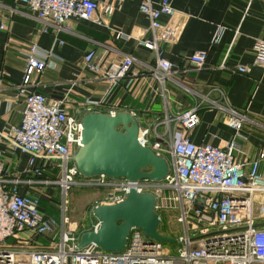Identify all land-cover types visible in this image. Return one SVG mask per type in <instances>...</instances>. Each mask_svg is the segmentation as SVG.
<instances>
[{"label": "built area", "instance_id": "obj_1", "mask_svg": "<svg viewBox=\"0 0 264 264\" xmlns=\"http://www.w3.org/2000/svg\"><path fill=\"white\" fill-rule=\"evenodd\" d=\"M16 1L54 34L69 32L72 21L107 25L105 16L97 15L98 0ZM111 1L101 3L108 9ZM139 11L148 18L150 26L138 44L154 54L159 74L155 76L163 83L177 71L176 65L165 57L162 44L177 41L181 25L175 22L180 14L171 0H140ZM163 17H168L170 23L164 24ZM6 28L0 20V31ZM222 32L223 28H219V35ZM122 36L120 33L117 38ZM51 58L54 55L50 51L35 45L27 48L22 82L16 87L17 97L22 99L21 121L11 129L12 137L0 133V142L4 140L14 150L28 155L24 174L30 178L11 174L0 153V264H264V227L258 224L259 219H264L262 200L259 217L254 212L255 203L264 198V151L254 160L240 161L235 157V141L225 148L196 145L181 133H176L171 143L164 137L152 141L150 130L140 128V144L170 163L164 180L132 182L104 175L84 177L73 162L82 147V118L68 113L64 99L48 101L36 89L34 76L48 67ZM206 60L205 52L190 57L194 70L202 69ZM135 63L133 56L104 63L91 51L83 65L95 78L116 86L128 78ZM252 65L264 68V39H257L254 44ZM224 67L225 63L221 65ZM250 69L238 66L235 71L247 74ZM102 105L103 101L90 100L83 104L87 114ZM176 120L190 131L200 123L199 109L187 110ZM246 120L244 114L235 110H230L225 118L238 137ZM21 185L56 188L62 198L60 220L42 211L41 194H21ZM73 187L108 189L112 192L109 204L123 201L131 189L153 194L157 213L162 208L179 212L177 221L183 228L179 236L161 233L178 240L176 251L165 253L164 244L146 238L139 229L132 230L126 248L120 252H107L94 244L78 249L85 231H79L65 214L66 196ZM98 227L99 224L92 230ZM10 239L12 244L8 243Z\"/></svg>", "mask_w": 264, "mask_h": 264}, {"label": "crops", "instance_id": "obj_2", "mask_svg": "<svg viewBox=\"0 0 264 264\" xmlns=\"http://www.w3.org/2000/svg\"><path fill=\"white\" fill-rule=\"evenodd\" d=\"M98 1L97 15L105 16L106 26L72 21L69 32L54 34L21 3L0 0V20L7 26L0 31L1 134L12 137L11 129L21 121L22 99L17 97L16 87L22 82L25 51L35 45L54 55L48 67L34 76L37 91L51 102L64 99L71 116L83 118L87 114L83 106L86 100L103 101L97 113L131 114L141 129L150 130L152 141L164 137L171 143L176 133L196 145L225 148L235 141V157L240 161L254 160L264 151V68L252 65L254 44L264 39V0H171L180 14L175 22L181 25L180 35L175 43L162 44V49L177 71L163 83L155 76L159 74L154 54L138 44L150 26L139 11L140 0H113L108 9L102 0ZM162 22L170 20L163 17ZM219 28H223L220 35ZM120 33L123 36L117 38ZM91 51L104 63L126 56L135 57L136 63L127 79L112 86L84 68V58ZM196 52L207 54L200 70H194L190 63ZM223 63L225 67L221 68ZM238 66H250V72L235 71ZM194 108L199 109L200 123L188 131L176 117ZM230 110L247 117L239 132L241 137L225 121ZM0 153L11 174L30 179L24 174L28 155L4 140L0 142ZM261 172L264 174V164ZM19 191L39 193L42 200L48 198L47 188L39 186L21 185ZM259 199L254 206L256 217L264 202L263 197ZM41 208L46 215L52 211ZM258 224H264V219ZM97 225L96 220L87 230Z\"/></svg>", "mask_w": 264, "mask_h": 264}, {"label": "water", "instance_id": "obj_3", "mask_svg": "<svg viewBox=\"0 0 264 264\" xmlns=\"http://www.w3.org/2000/svg\"><path fill=\"white\" fill-rule=\"evenodd\" d=\"M82 125V147L73 157L82 176L160 182L168 175L169 161L140 144V124L131 114L92 112L83 116ZM156 206L153 194L135 189L119 203L96 206L93 215L99 227L83 232L77 248L94 244L107 252H120L126 248L133 229L141 230L152 241L176 244L177 239L159 232L161 217Z\"/></svg>", "mask_w": 264, "mask_h": 264}, {"label": "rangeland", "instance_id": "obj_4", "mask_svg": "<svg viewBox=\"0 0 264 264\" xmlns=\"http://www.w3.org/2000/svg\"><path fill=\"white\" fill-rule=\"evenodd\" d=\"M47 200H41V206H45L48 211V215L60 220L61 217V203L62 198L58 191L54 187H47L46 191ZM112 192L108 189L99 188H78L73 187L66 196L67 204L65 205V214L71 224H76L79 227V231H91L87 230L91 227L92 223L96 221L93 210L98 205L104 203H110ZM166 206V203H162ZM260 213V212H259ZM158 214L162 216L159 232L164 235L177 236L182 231V225L178 223L177 218L179 212L175 209H161ZM59 241V239L55 240ZM8 243L12 244L10 239ZM165 253L176 251V244H164Z\"/></svg>", "mask_w": 264, "mask_h": 264}]
</instances>
